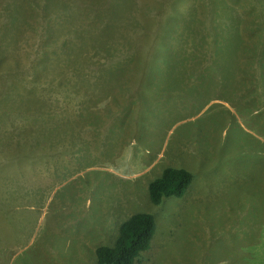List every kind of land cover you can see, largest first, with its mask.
<instances>
[{
    "label": "rangeland",
    "instance_id": "1",
    "mask_svg": "<svg viewBox=\"0 0 264 264\" xmlns=\"http://www.w3.org/2000/svg\"><path fill=\"white\" fill-rule=\"evenodd\" d=\"M34 1L0 0V264H98L97 248L114 246L121 223L140 212L154 216L156 233L135 264H264V36L257 25L239 26L264 16V0H210L211 7L209 0H87L96 18L101 20V5L107 4L103 20L116 17L124 24L102 38L108 51L88 52L89 63L98 67H83L76 80L83 97L87 81L100 80L98 70L108 62H144L145 74L122 77L123 89L98 88L93 104L82 101L78 108L54 93L58 75L50 66L59 67L62 48L80 41L63 32L59 42L50 38L57 34L54 27L71 20L64 10L59 16L34 10ZM87 22L82 14L78 23ZM175 24L182 35L194 25L208 35L207 44L195 45L203 62L199 69L193 62L191 77L180 57L173 58ZM143 34L153 44L137 43L143 49L137 63L134 45ZM245 44L257 53L235 52ZM189 50L193 55L187 45ZM216 52L231 54L226 75L207 67L218 62ZM42 62L34 74L32 67ZM166 64L185 74H163ZM37 75L39 97L64 118L61 144L53 135L30 138L39 135L37 125L28 127L32 117L16 105L6 113L11 106L5 95H39L25 88ZM77 114L88 120L78 124ZM21 127L25 136L18 133ZM18 143L24 147L16 157ZM168 167L187 169L193 180L183 197L154 205L149 183Z\"/></svg>",
    "mask_w": 264,
    "mask_h": 264
},
{
    "label": "trees",
    "instance_id": "2",
    "mask_svg": "<svg viewBox=\"0 0 264 264\" xmlns=\"http://www.w3.org/2000/svg\"><path fill=\"white\" fill-rule=\"evenodd\" d=\"M100 1V0H98ZM114 1V0H111ZM166 0L163 1V3ZM47 2H51L50 5H47ZM61 2H64V7ZM210 2V0L208 1ZM62 4V8L56 9L57 4ZM72 3L71 5L67 6V3L65 0H45V3L42 2V0H37L34 1L32 4L35 7L34 10H42L46 13V15L53 14L54 16H59L62 14L64 10V14L67 15V17L71 20L70 24L63 25V27H54L53 31L57 32L56 36H51L50 38H55L57 42H59V37L58 34L60 32H63L66 37L67 36H75L79 41L80 44L76 48L72 47H66V49H63L62 46V52L59 55V67H55V64L50 66L52 68V71H54L57 75L58 78L55 80L54 88L55 91L54 93L56 94L59 93L61 95H65V97L71 102H76V107L78 108V104L82 103V101L85 102V105L88 104H93L94 99L97 96V92H99V89L101 90H106V88L109 87L113 90L117 87L120 89H123V85L126 83L127 79L125 82L122 83L123 79L120 81L122 77L126 76H139V75H144V66L145 63L143 62L141 66L138 65H118L114 67L111 63L108 62L107 65L102 66L103 68L98 70L102 74V78L100 80L96 81H87L88 84H86V95L83 97L80 88L78 87V83L80 82L83 74V67H91L93 69H97L98 66H94V64H90L89 60L91 59L89 56L90 50L93 52H97V50L100 51H108L105 47V42L102 38H111L112 37V32L114 28H118L120 26H123L124 24V19L123 21H120L116 17L113 19L111 22L110 18L103 20L102 13L103 10L107 9V4L101 5V8L103 9L101 12V20L96 18L92 11L88 8V1L87 0H71ZM213 4H209V7H211ZM15 5L12 3L9 4V7L14 8ZM7 7V8H9ZM16 10H18V6L15 7ZM94 8V7H93ZM207 8V7H206ZM61 10V11H58ZM82 14H84V18L87 19L86 25H80L78 23L79 19L81 18ZM43 16L44 18L46 17ZM179 19L182 17L183 14L177 15ZM19 16H15V18L18 19ZM167 17V16H166ZM171 17L169 18V20ZM178 19V20H179ZM108 20V21H106ZM129 21V20H128ZM133 23L138 24L136 27H140V23H137V20L133 18ZM132 21H129L130 24H132ZM184 21V19H183ZM241 24L239 26L242 29L247 30L250 24L257 25L258 27H255V30L258 32V34L264 36V16L262 18L255 17L253 19H248L247 20V25L244 27V20H241ZM107 22V23H106ZM203 22H210L209 18L203 19ZM49 23V22H48ZM169 22H167L168 24ZM105 24V25H103ZM165 26H160V32L162 33L165 31L166 25ZM177 27V25L175 24ZM144 28V27H142ZM181 26L177 27V30L179 33L176 35L178 42V52L176 54H173V58L176 61V57H180L181 63L185 66H188L189 70H187V75L191 77L196 73V68L193 64L196 63L197 69H199L202 66V58L198 57L196 55V50L197 48L195 45H203L207 44L208 35H206L203 32L204 26L201 27L199 26H189V30L185 32L184 35L181 34L180 31ZM159 32V33H160ZM238 32L241 33V31L238 30ZM158 33V34H159ZM145 34L139 36L137 41L135 42L136 44L134 45L135 52L136 54L133 55V58H137V63H139L142 59V52L143 49L140 48L141 46L137 44L139 41L143 42L145 44L150 43L153 44V41L151 40V35H146ZM161 35V34H159ZM157 35V36H159ZM210 37H213L215 40L214 42L216 43V37H217V29L212 30V34ZM165 37H161L159 42H157L158 45H162L163 40ZM197 39V41H196ZM190 43L188 44V42ZM196 41V42H194ZM68 42V41H67ZM240 43V41H238ZM260 42V45L264 44V40ZM102 43V45H100ZM183 43V44H182ZM156 44V43H155ZM191 44V45H190ZM241 44V43H240ZM187 45L188 48L193 47L194 53L191 55L190 50L187 51ZM184 47V49H183ZM44 49V44H41L39 47V52H41ZM142 49V50H141ZM234 50V49H233ZM246 50H250L251 53L255 54L257 53V49H252L249 45L245 44L241 48L236 49L235 52H245ZM264 52V50H262ZM42 56L44 52H41ZM145 54V53H144ZM217 57H219L218 64L209 63L207 67L209 68H214L217 72L218 75H226L227 71L225 70L227 67H229L228 60L230 58V53L227 52L226 54H220L216 52ZM111 56V55H109ZM137 56V57H136ZM261 56V55H260ZM182 57V59H181ZM205 55H203V58ZM212 58H215V54L213 55ZM235 56H233V59ZM232 59V60H233ZM13 60V57H12ZM8 61V60H7ZM6 59L1 61V66H3L6 62ZM82 61V62H81ZM174 61V63H176ZM264 63V62H263ZM177 64V63H176ZM39 66V67H38ZM44 66V62L40 63L39 65H35L32 67V71L34 73V69L37 68H42ZM264 66V64H263ZM167 69L164 68L163 74L166 73L168 76H176L183 75L184 70H181L179 68H176V65H170L166 64ZM230 68L233 69L232 72H235L234 67L230 65ZM185 69V68H183ZM6 70V69H5ZM11 69H8V71ZM241 70V67L238 69V71ZM7 71V72H8ZM252 69L247 72V75H253L251 72ZM35 74V73H34ZM107 74V77L105 78L104 75ZM185 74V73H184ZM39 75V74H38ZM38 75L32 79L31 81L26 82L27 85L25 88L30 89L31 91H38L39 95H36L32 99H28L24 94L23 96L19 93H14L12 92L10 95H5L6 100H7V105L11 106L9 109H7L6 113H14V106L18 110L22 111L23 113L29 115V117H32L30 120H28L29 123H27L28 127L32 126L33 124L37 125V131L39 135H32L30 138H37L40 140H47L51 138L53 135V138L56 140H60L59 143H62V138L61 135L63 131L60 128L62 124H64V118L62 119L61 116L57 113L54 114V105L53 107L48 106V103L46 100L43 98H40L39 96L42 95L41 91L38 90L39 86L42 84L41 79L38 77ZM264 75V73H262ZM76 80H79V82L76 83ZM83 80V79H82ZM107 83V85H105ZM119 83V84H118ZM6 84H9L7 82ZM117 84V85H116ZM49 85V84H48ZM116 85V86H115ZM96 86V89H94ZM115 86V88H114ZM9 87V85H6V88ZM99 88V89H98ZM5 90V89H4ZM10 92V91H7ZM106 92V91H105ZM8 94V93H7ZM22 98V100H19ZM37 99L35 102L38 104L34 105L33 101ZM66 99V100H67ZM65 100V99H64ZM22 101V102H21ZM13 103V104H11ZM54 104V103H53ZM79 109L76 111L78 112ZM9 116V115H8ZM18 116V114H17ZM73 119L78 123V124H83L88 120V117H84L82 114H77L73 117ZM97 120L100 121V119L97 117ZM57 121L55 128L52 127L53 122ZM18 133L23 134V136L26 135V132L21 130ZM13 139V137H10ZM18 148H15V152L13 156H20L22 152V148L24 145H19L17 144ZM107 152V150H106ZM193 180V175L190 171L184 168H177V167H168L163 170L162 174L151 181L148 186V192H149V197L151 202L154 205H160L164 199L170 198V197H177L181 198L183 197L187 191L188 188ZM264 231V228H263ZM156 233V222L155 218L153 215L149 213H136L127 220H125L119 229V236L117 238V241L115 242L114 246L108 247V246H100L96 250V256H97V262L98 264H135L136 260L140 257V255L147 251L151 247L152 240L154 238V235Z\"/></svg>",
    "mask_w": 264,
    "mask_h": 264
},
{
    "label": "clouds",
    "instance_id": "3",
    "mask_svg": "<svg viewBox=\"0 0 264 264\" xmlns=\"http://www.w3.org/2000/svg\"><path fill=\"white\" fill-rule=\"evenodd\" d=\"M122 223H123V222H122ZM122 223H121V224H122ZM120 226H121V225H120Z\"/></svg>",
    "mask_w": 264,
    "mask_h": 264
}]
</instances>
